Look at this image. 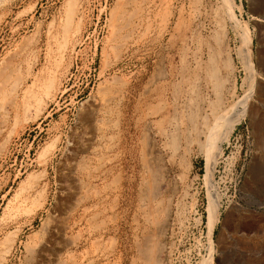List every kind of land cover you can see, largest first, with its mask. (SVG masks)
I'll return each mask as SVG.
<instances>
[{"label":"rangeland","instance_id":"374dc122","mask_svg":"<svg viewBox=\"0 0 264 264\" xmlns=\"http://www.w3.org/2000/svg\"><path fill=\"white\" fill-rule=\"evenodd\" d=\"M234 1L0 0V264H264V68L219 140L264 65Z\"/></svg>","mask_w":264,"mask_h":264},{"label":"bare ground","instance_id":"6f19581e","mask_svg":"<svg viewBox=\"0 0 264 264\" xmlns=\"http://www.w3.org/2000/svg\"><path fill=\"white\" fill-rule=\"evenodd\" d=\"M227 1L230 4V6L234 7V5H235V1L234 0H227ZM232 18H234V17H232ZM248 44L249 43L247 41V46H248ZM245 61H247L246 62V66H247L248 71H249V75L247 76V80H248L247 84L249 86V91H248L249 93H248V95H246V97L244 99V103H243L242 109L239 110V108H237V109L234 110V108H232L231 112L228 113L224 117L225 121H223V122L221 121L222 125L220 124V127H221V129L223 131V133L221 131L220 135H219V140H221V141H222V139H224V140L226 139L227 140L228 134L231 133L233 131L234 127L238 123H240V120L243 117H245V115L248 112V109L252 108L251 104L253 102V97L255 96L254 93H255V89L257 87V79H258V76L261 74V72L259 71V68H261V67L264 68V65L260 66L255 59L251 60V58H249V59H247ZM247 90H248V88H247ZM217 152H218L217 154L221 153L220 148L217 149ZM215 159H216V157H215ZM212 161H213V163H212V166L210 167V175L212 174L211 172H213V170L215 168L214 167V165H215L214 163H216V161L214 159ZM210 205H211L210 207H211V210H212L211 213L213 214L214 219L217 220L218 219V203L214 199V201H211ZM155 250H156V248H155ZM215 253H216L215 249L212 248V254L210 256L209 264H215V257H214ZM151 254H152V251H150V250L148 252L145 251L146 259H148L147 263L148 264H158L156 260H151Z\"/></svg>","mask_w":264,"mask_h":264}]
</instances>
